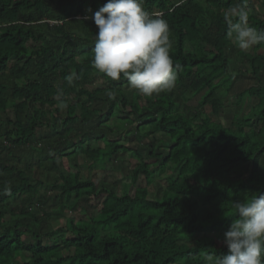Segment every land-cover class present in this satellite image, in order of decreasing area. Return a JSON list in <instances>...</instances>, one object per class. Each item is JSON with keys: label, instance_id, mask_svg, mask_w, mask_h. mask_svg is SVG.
Here are the masks:
<instances>
[{"label": "trees", "instance_id": "16d2710c", "mask_svg": "<svg viewBox=\"0 0 264 264\" xmlns=\"http://www.w3.org/2000/svg\"><path fill=\"white\" fill-rule=\"evenodd\" d=\"M242 2L141 0L167 21L176 69L170 90L144 96L92 66L97 28L86 10L107 0H0V264H205L227 253L233 203L264 193V44L239 49L224 20ZM259 2L247 0L248 22L264 29ZM240 59L255 84L238 107L255 103L225 123L219 113ZM26 149L39 167H54L41 174L48 180L32 183L30 159L16 154ZM79 153L97 170L129 154L122 193L107 184L108 167L102 183L81 177L70 159ZM64 230L71 236L60 241ZM46 235L54 241L44 244Z\"/></svg>", "mask_w": 264, "mask_h": 264}, {"label": "clouds", "instance_id": "9594fccd", "mask_svg": "<svg viewBox=\"0 0 264 264\" xmlns=\"http://www.w3.org/2000/svg\"><path fill=\"white\" fill-rule=\"evenodd\" d=\"M96 25L92 66L113 81L152 96L174 86L176 69L170 56L169 26L151 17L141 0H107L97 11L86 10ZM227 37L239 49L264 44V29L249 24L247 0L225 13ZM69 85L74 77L66 78ZM109 96L111 92L107 93ZM235 219L224 232L227 253L208 254L205 264H264V193L233 203Z\"/></svg>", "mask_w": 264, "mask_h": 264}, {"label": "rangeland", "instance_id": "374dc122", "mask_svg": "<svg viewBox=\"0 0 264 264\" xmlns=\"http://www.w3.org/2000/svg\"><path fill=\"white\" fill-rule=\"evenodd\" d=\"M255 3V5L259 6L260 2L259 0H251ZM252 48H249L248 50H246L247 52H252ZM263 50H261L260 52H262ZM241 60V59H240ZM231 62H233V58H231L230 60ZM232 68H236L239 71V75L236 77L233 85L231 86V89L229 90L228 96L223 100L225 107L223 109L220 110V119L222 121H224L225 123H229L230 120L232 119V117L235 114L240 113L241 108H243V112L246 113L247 111H249L251 105H253V103H255V101L252 100H247L245 101V103H243V105L241 104L238 107V102H237V96L243 92L245 89H247L248 87L252 86L255 84V80L252 79V77H250L249 75V71H248V65L246 63H244V61H240L237 65H232ZM100 81H102V79L98 80L97 83H100ZM128 90H132L130 87H128ZM205 94V92H201L200 94H198L196 97H194L189 104L191 105H196L200 102L201 98L203 97V95ZM66 108H62L61 109V113L65 114ZM207 112L210 114L211 110L207 109ZM50 127H53L52 125ZM130 133V137L129 139L126 140L125 138V144L127 146H130L132 148L135 147V141H134V136H132L131 132H128V134ZM37 134H40V129L37 131ZM124 134H120V135H116V134H111L108 133V136L110 139H116L119 138L121 139V141H123V136ZM101 146H104V144L102 142H100ZM75 149V148H74ZM73 147H71L69 149V152L74 151ZM16 154H19V157L21 158V161L23 160L22 164H24L25 160L28 162L27 159H30L29 161L31 162L32 165V175L34 177V180L32 179V183L35 182V180H48L45 179V177L43 174H48V171H53L54 167H50L49 165L46 166L44 169L38 166V161H37V154L36 152H33L31 150H25V151H21L18 150L16 151ZM40 159H42L40 157ZM71 163L72 165H78L79 169L81 170V177H85V178H92L93 180H96L97 183H102L103 182V175L104 172L106 170V168L108 167L107 170H109L110 172L108 173V175L106 174V179H107V184H112L113 183V188L115 189V191L118 194H121L122 191L124 190V185L126 183H129L130 181V168L133 166L132 161L133 158L129 156V154L126 155H121L119 158L113 159V162L111 164L106 163L104 165L103 168L100 169H90L89 168V162L90 160L86 159L81 153L79 154H73L71 156ZM13 162H15L13 160ZM50 162V161H49ZM62 173L64 172L66 175L68 174V172L65 169H61ZM43 171V172H42ZM177 174V169H175L174 171H167L166 173L163 174V176H161V178H164L165 175H170L172 176V178H174ZM40 177V179H38ZM49 183V182H47ZM40 189L47 191L48 194H54L55 192L51 189V187H44L42 185H39ZM151 197L154 196L153 193H151ZM12 204L13 201L11 202ZM100 203H97V201H93L91 206H90V212L95 215L100 211ZM65 216L67 219H71L72 217H75V215L72 212H65ZM78 216H80V214H78ZM64 221V220H63ZM65 222V221H64ZM55 225L52 224L50 228H53ZM56 226V225H55ZM60 241L67 239L69 236H71V233L68 232V230H64L62 232V234L60 235ZM26 241H30L32 243H35L31 238L26 239ZM54 240L52 239V237L50 235H46L45 237H43V243L44 244H50L52 243Z\"/></svg>", "mask_w": 264, "mask_h": 264}]
</instances>
